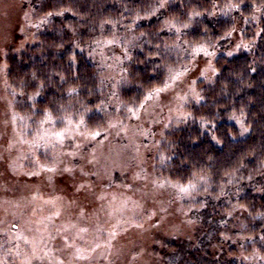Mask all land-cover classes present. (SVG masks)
Instances as JSON below:
<instances>
[{
	"label": "rangeland",
	"instance_id": "374dc122",
	"mask_svg": "<svg viewBox=\"0 0 264 264\" xmlns=\"http://www.w3.org/2000/svg\"><path fill=\"white\" fill-rule=\"evenodd\" d=\"M231 2L212 11L236 10L233 33L216 44L186 42L182 61L167 71L168 88L153 92L142 107L114 104L128 75L126 49L132 42L115 44L111 39L101 50H90L105 75L122 79L109 88L106 122L100 128L107 131L93 139L89 133L95 130L79 125L32 128L21 120L8 94L4 58L6 50L28 42L32 36L27 28L40 13L32 11V0H0V170L8 163L4 177L10 188L0 195V264H25L26 257L31 264H161L170 249L201 246L213 254L231 250L247 264H257L260 257L247 252L255 235L241 201L249 188L236 187L226 195L224 186L213 198L212 184L202 175L184 184L165 172L169 135L188 121L191 107L201 102L203 86L216 79L217 57L248 52L256 42L264 6L244 19ZM248 22L250 37L245 39ZM230 121L238 128L234 139L249 135L243 115ZM56 133H63L62 141ZM211 138L215 140L214 134ZM50 184L51 195L38 191ZM35 189L38 193L30 194ZM221 196L220 205L208 201ZM93 248L85 253L88 259L77 258V249Z\"/></svg>",
	"mask_w": 264,
	"mask_h": 264
},
{
	"label": "trees",
	"instance_id": "16d2710c",
	"mask_svg": "<svg viewBox=\"0 0 264 264\" xmlns=\"http://www.w3.org/2000/svg\"><path fill=\"white\" fill-rule=\"evenodd\" d=\"M32 1V11L40 13L27 28L32 37L18 49L6 50L4 58L12 105L32 128L59 129L66 123L89 131L104 127L109 88L122 79L105 75V67L89 53L101 50L109 40L123 45L132 42L126 49L128 57L124 53L128 75L114 104L137 108L150 92L163 86L172 64L182 61L180 50L186 42L216 44L238 24L236 10L212 11L230 0ZM231 1L240 5L237 11L244 19L255 14V7L264 6V0ZM251 24H246L245 39L250 37ZM253 38L252 50L231 57L219 55L215 60L216 79L203 86L201 102L191 107L188 121L169 135L165 172L184 184L202 175L212 184L213 198L224 186L226 195L236 187L249 188L241 198L255 235L254 247L247 252L256 253L257 264H264V18ZM234 115L245 117L250 129L246 138H233L238 134L230 121ZM7 170L5 163L0 170V195L10 189L4 177ZM52 189L51 184L46 189L38 187L47 196ZM222 196L208 201L220 205ZM165 256L161 264H247L231 250L213 254L206 246L170 249Z\"/></svg>",
	"mask_w": 264,
	"mask_h": 264
},
{
	"label": "snow or ice",
	"instance_id": "6c2138e0",
	"mask_svg": "<svg viewBox=\"0 0 264 264\" xmlns=\"http://www.w3.org/2000/svg\"><path fill=\"white\" fill-rule=\"evenodd\" d=\"M160 7L162 8V7H164V4L163 3H161L160 4ZM232 7H235V8H239L240 7V5H232ZM258 11H259V9H257ZM49 15H51V13H49ZM231 33H229V35H230ZM237 47H239V45L237 46ZM207 54V53H206ZM229 55H231V53H229ZM179 75V74H178ZM168 88V84L167 83H165V85H164V87L163 88H157V89H154L153 90V92L155 93V94H159V93H161V92H163V91H165L166 89ZM152 92H150L147 96H146V98L145 99H150L151 98V96H152ZM143 105H141V107H142ZM129 111L132 113V115L133 116H136V118L137 119H139V116H137L136 115V111L135 110H133V109H129ZM81 123H83V121H81ZM110 127H114L115 125H109ZM107 131V129H98V130H95V131H93V132H90L89 133V135L93 138V139H95L96 137H99V136H101L104 132H106ZM56 135L60 138V140L62 141L63 140V138H64V136H63V133H56ZM52 169H49V171H51ZM38 173H31V175H37ZM184 189H182V191H183ZM56 215L57 216H59L60 215V213L59 212H57L56 213ZM81 231H86V229H81ZM27 242V241H26ZM96 247L98 248V247H100V245H96ZM89 251H95V248H93V249H77V258L78 259H88L89 257H88V255H86L85 253H87V252H89ZM31 260H32V258L31 257H26V260H25V264H31Z\"/></svg>",
	"mask_w": 264,
	"mask_h": 264
}]
</instances>
